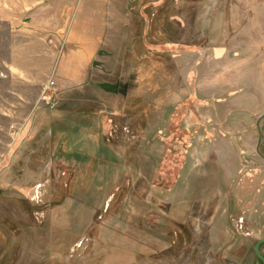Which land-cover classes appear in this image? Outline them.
<instances>
[{"label":"rangeland","instance_id":"rangeland-1","mask_svg":"<svg viewBox=\"0 0 264 264\" xmlns=\"http://www.w3.org/2000/svg\"><path fill=\"white\" fill-rule=\"evenodd\" d=\"M257 123L264 0H0V264L257 263Z\"/></svg>","mask_w":264,"mask_h":264},{"label":"crops","instance_id":"crops-1","mask_svg":"<svg viewBox=\"0 0 264 264\" xmlns=\"http://www.w3.org/2000/svg\"><path fill=\"white\" fill-rule=\"evenodd\" d=\"M79 30L81 32V29ZM72 34H73V30H71V37ZM97 41L98 39L96 38L95 44H97ZM88 45L86 46L84 45V47L81 46L80 47L81 50L75 51L76 54H74V56H71L70 58L68 55V58L66 56H63L62 60L61 59L57 60L56 67L57 66L59 67L62 76V79L57 80L58 85H70V84L76 85V83L81 82V80L84 77L83 69H86L85 66L87 67V65L91 63V59H93L91 56L92 51L95 50L96 48L94 44H92V46H90L91 44L89 46ZM70 59H72L73 61H71ZM67 60H69L68 63ZM66 66L69 68L68 71H66L65 69Z\"/></svg>","mask_w":264,"mask_h":264},{"label":"flooded vegetation","instance_id":"flooded-vegetation-1","mask_svg":"<svg viewBox=\"0 0 264 264\" xmlns=\"http://www.w3.org/2000/svg\"><path fill=\"white\" fill-rule=\"evenodd\" d=\"M256 128H257V130H258V142H257V155L261 158V159H263L264 160V156L262 155V154H260L259 153V145L261 144V141H262V135H261V131H260V128H259V123H257V125H256ZM260 136H261V139H259L260 138ZM262 240H264V238L263 239H261V240H259V241H257L255 244H254V247H253V252H254V248H255V246H256V244L258 243V242H260V241H262ZM264 243L263 244H261L260 246H259V252L261 253V255L263 256V258H264ZM254 255H255V253H254ZM256 257V256H255ZM257 258V257H256ZM258 260V259H257ZM259 264H262V262L261 261H257ZM256 264V263H255Z\"/></svg>","mask_w":264,"mask_h":264},{"label":"water","instance_id":"water-1","mask_svg":"<svg viewBox=\"0 0 264 264\" xmlns=\"http://www.w3.org/2000/svg\"><path fill=\"white\" fill-rule=\"evenodd\" d=\"M259 139H261V136H260ZM263 243H264V240L258 242V243L256 244L255 248H254L255 256L257 257V259H258L259 261L262 262V264H264V258H263V256L261 255V253L259 252V246H260L261 244H263ZM263 252H264V251H263ZM256 264H259V263L257 262Z\"/></svg>","mask_w":264,"mask_h":264},{"label":"built area","instance_id":"built-area-1","mask_svg":"<svg viewBox=\"0 0 264 264\" xmlns=\"http://www.w3.org/2000/svg\"><path fill=\"white\" fill-rule=\"evenodd\" d=\"M50 87H52L53 88V84H50ZM49 88V87H48ZM51 89V88H50Z\"/></svg>","mask_w":264,"mask_h":264}]
</instances>
